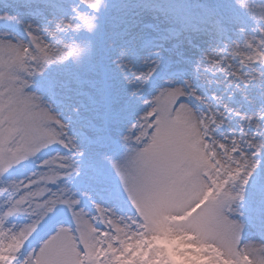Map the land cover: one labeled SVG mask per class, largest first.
<instances>
[{
    "label": "snow or ice",
    "instance_id": "snow-or-ice-1",
    "mask_svg": "<svg viewBox=\"0 0 264 264\" xmlns=\"http://www.w3.org/2000/svg\"><path fill=\"white\" fill-rule=\"evenodd\" d=\"M0 264H264V0H0Z\"/></svg>",
    "mask_w": 264,
    "mask_h": 264
},
{
    "label": "rangeland",
    "instance_id": "rangeland-1",
    "mask_svg": "<svg viewBox=\"0 0 264 264\" xmlns=\"http://www.w3.org/2000/svg\"><path fill=\"white\" fill-rule=\"evenodd\" d=\"M176 2H177V3H181V2H183V0H176Z\"/></svg>",
    "mask_w": 264,
    "mask_h": 264
}]
</instances>
